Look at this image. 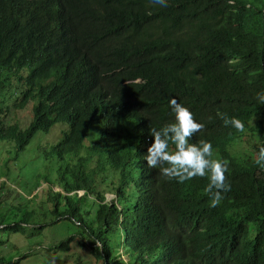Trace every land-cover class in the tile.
Instances as JSON below:
<instances>
[{"label":"trees","instance_id":"obj_1","mask_svg":"<svg viewBox=\"0 0 264 264\" xmlns=\"http://www.w3.org/2000/svg\"><path fill=\"white\" fill-rule=\"evenodd\" d=\"M0 67L21 77L13 107L35 102L25 129L0 109V141L22 152L39 131L69 125L48 152L63 162L51 213L80 228L97 262L264 264V164L229 150L248 123L264 127L255 99L264 91V0H0ZM6 88L0 74V98ZM170 97L204 124L190 142L210 140L228 161L230 189L214 207L207 176L179 183L160 174L166 164L144 161L149 130L173 119ZM88 197L95 206L84 210ZM33 216L11 225L0 215V232L24 231ZM76 237L50 250L69 253Z\"/></svg>","mask_w":264,"mask_h":264},{"label":"rangeland","instance_id":"obj_2","mask_svg":"<svg viewBox=\"0 0 264 264\" xmlns=\"http://www.w3.org/2000/svg\"><path fill=\"white\" fill-rule=\"evenodd\" d=\"M30 73L31 69L28 68L20 74L27 78ZM0 74L7 85L2 92L6 94L1 93L0 109L10 107L5 117L6 124L17 123L25 129L33 120L35 102H31L24 110L15 109L13 104L18 90L21 92V88L15 85L20 83L21 77L9 71ZM65 132H69L67 123L56 124L48 133L39 131L22 152L18 151L14 141H0V193L3 200L0 215H6V219L13 225L24 213L34 211L31 225H26L24 231L0 232V257H4L7 264H101L88 247L80 246V228L73 221H55V216L51 213L55 206L51 196L55 192L64 193L55 184L63 162L56 156L50 157L48 152L61 142ZM236 139L229 149L231 155L240 161L256 158L258 147L264 145V127L250 122L242 136ZM218 156L215 152L214 158L218 159ZM34 195L36 196L31 199ZM107 197L112 200L114 195L108 191ZM93 203V199L88 197L82 206L84 210H89L91 206H95ZM41 225L45 228L35 230ZM249 227L254 237L256 228L252 223ZM71 236L77 237L72 242L69 253L50 250ZM125 260L128 261L127 258Z\"/></svg>","mask_w":264,"mask_h":264},{"label":"clouds","instance_id":"obj_3","mask_svg":"<svg viewBox=\"0 0 264 264\" xmlns=\"http://www.w3.org/2000/svg\"><path fill=\"white\" fill-rule=\"evenodd\" d=\"M166 4V0H158ZM255 99L258 104H264V91H258ZM171 122L165 123L159 129H150L151 143L144 153V161L149 168H157L165 177L175 178L182 183L194 176H207L204 191L211 196L210 206L214 207L222 199V194L230 189L226 182L225 173L228 161L214 158L213 144L210 140L201 139L197 143L190 142L193 134L204 128V124L194 119L192 111L178 102L177 98L168 100ZM225 125H231L237 130H243L244 123L235 116L217 113ZM174 150H169V144ZM257 164H264V145L258 147Z\"/></svg>","mask_w":264,"mask_h":264},{"label":"water","instance_id":"obj_4","mask_svg":"<svg viewBox=\"0 0 264 264\" xmlns=\"http://www.w3.org/2000/svg\"><path fill=\"white\" fill-rule=\"evenodd\" d=\"M4 227H5V226H1L0 229H1V228H4Z\"/></svg>","mask_w":264,"mask_h":264},{"label":"bare ground","instance_id":"obj_5","mask_svg":"<svg viewBox=\"0 0 264 264\" xmlns=\"http://www.w3.org/2000/svg\"><path fill=\"white\" fill-rule=\"evenodd\" d=\"M92 217V216H91Z\"/></svg>","mask_w":264,"mask_h":264}]
</instances>
